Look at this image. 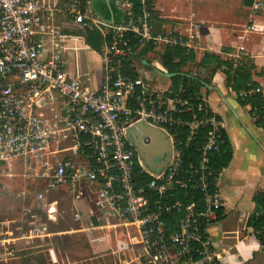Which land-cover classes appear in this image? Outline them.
Returning <instances> with one entry per match:
<instances>
[{
    "label": "built area",
    "instance_id": "obj_1",
    "mask_svg": "<svg viewBox=\"0 0 264 264\" xmlns=\"http://www.w3.org/2000/svg\"><path fill=\"white\" fill-rule=\"evenodd\" d=\"M133 1L116 0L127 7L129 19L108 25L114 38L100 57L103 81L92 90L67 73L57 52L43 56L45 44L37 35L59 38L61 33L44 24L41 0H0V164L17 159L24 177L40 180L37 200L61 185L74 189L96 184L91 204L135 229L148 264H219L206 225L222 211L221 197L210 181V156L219 148L221 119L202 97L192 102L178 93L168 95L169 89L149 88L148 73L130 76L121 71L130 50L124 32L133 33L139 46L150 41L193 49L196 24L181 32L166 26L156 32L148 8L153 0H135L136 21ZM67 10L82 28L100 30V23L77 0H71ZM242 49L231 58L234 66L246 54ZM185 112L190 113L188 119L177 116ZM139 122L160 128L170 139L168 159L157 173L142 164L128 136ZM201 129L205 132L199 156L184 161L175 135L185 130L187 142ZM141 142L146 145L150 138L142 135ZM142 173L150 178L137 184ZM176 191L201 196L196 200L191 194L184 201ZM47 210L54 209L49 205ZM173 215L178 220L170 227Z\"/></svg>",
    "mask_w": 264,
    "mask_h": 264
},
{
    "label": "crops",
    "instance_id": "obj_2",
    "mask_svg": "<svg viewBox=\"0 0 264 264\" xmlns=\"http://www.w3.org/2000/svg\"><path fill=\"white\" fill-rule=\"evenodd\" d=\"M70 1L41 0L44 24L58 29L61 36L46 33L37 38L44 41V57L57 52L60 65L70 76L96 90L104 78L100 57L106 42L103 40L100 50L86 42L85 28L75 22L67 10ZM185 1L156 0L158 7L154 5L153 9L159 20H155V26L160 22L162 28L166 26L181 32L189 24H196L193 42L196 62L205 52L231 60L242 46V52L254 64L251 77L264 90V0ZM85 8L90 18L100 23V30L94 28L103 37L111 31L108 25H121L127 14V7L116 0H86ZM161 48L155 45L153 50L138 58L141 64L134 60L137 73H148L154 90H167L171 86L170 78L160 71L158 54ZM150 69L168 79L164 87L155 88ZM185 69L195 70L191 64ZM206 70L205 67L199 69L202 74ZM208 85L200 88L201 97L221 119L232 156L215 179V189L222 200L220 218L208 223L206 231L219 264H264V244L247 225L255 206L253 195L264 190V129L255 123L250 105H241L236 93L225 84L223 65L212 74ZM14 162L0 165L11 169ZM95 186L54 188L49 191L50 198L46 197L47 192L41 200L35 198V190L40 187L32 192L29 189L30 199L23 196L25 203L20 220L1 219L0 264H148L141 255L135 229L93 207L90 198ZM49 205L53 211L47 210ZM25 207L30 210L24 211ZM40 210L45 220L38 221ZM61 210L71 212L70 221L66 226L50 230L49 223H57Z\"/></svg>",
    "mask_w": 264,
    "mask_h": 264
},
{
    "label": "trees",
    "instance_id": "obj_3",
    "mask_svg": "<svg viewBox=\"0 0 264 264\" xmlns=\"http://www.w3.org/2000/svg\"><path fill=\"white\" fill-rule=\"evenodd\" d=\"M82 7L85 6L86 0H77ZM148 8L152 11V16L150 17V22L154 27V31L159 32L163 28L160 25L155 26V20H159L157 13L153 9V3L149 2ZM129 13L125 15L124 21L129 19ZM132 15L134 20H137L139 16V7L137 2L133 1ZM85 40L86 42L96 50H100L103 40L106 43H110L114 38V32L110 31L106 36H102L99 31L95 28H85ZM124 38H127L130 50L128 55H126L121 63L122 73L129 74L130 76L137 75V70L134 65V60H137L140 64L141 61L138 59L143 57L147 51L154 49V44L152 42H146L139 46L136 43V38L133 33L127 31L123 34ZM161 65L168 71H179L183 72L182 75H175L170 78L171 86L166 94L173 95L178 93L182 97L188 98L192 102H196L201 98L200 88L203 83H210L211 76L217 68L224 66L225 73V84L230 87L236 93L238 102L241 105L249 104L250 113L255 119V123L264 129V90L260 88L257 82H255L251 77V72L254 69V64L248 55H244L235 66L232 60H223L217 54L213 52H205L199 62L195 61L194 50L189 48H184L180 46H164L158 54ZM191 64L195 70L185 69V67ZM205 67L207 70L202 74L199 69ZM245 92V94H242ZM184 119H188L190 116L189 112L177 114ZM170 131V128H169ZM172 131V129H171ZM205 129H201L195 134L194 137L185 141V130H180L178 134L175 135V147L179 150L181 158L185 161L190 158L196 159L199 156L198 146L203 140ZM219 148L214 151L210 156V165L213 169V174L210 177L212 184V189L215 188V179L217 177V172L225 167L232 156V150L230 142L222 130L219 141ZM150 178L148 173L140 174L137 184L144 183ZM196 200L200 199V193L188 192L184 194L182 191H176L175 196L180 197L184 201H188L190 196ZM253 200L255 203L254 210L247 219V225L252 227L255 236L258 240L264 244V190H259L253 195ZM220 218V216H219ZM178 216L173 215L168 224L170 227H175L177 224Z\"/></svg>",
    "mask_w": 264,
    "mask_h": 264
},
{
    "label": "rangeland",
    "instance_id": "obj_4",
    "mask_svg": "<svg viewBox=\"0 0 264 264\" xmlns=\"http://www.w3.org/2000/svg\"><path fill=\"white\" fill-rule=\"evenodd\" d=\"M185 1V0H181ZM195 0H186L185 2H194ZM153 6L155 5L158 7L156 0H153ZM184 3V2H183ZM187 4V3H184ZM166 7V1H163V4ZM150 74L152 75L155 82V88H162L165 86L166 81L168 80L166 77L159 75L155 70L150 69ZM151 79V77H150ZM149 88L152 87V84L149 81ZM45 112L47 110H44ZM68 144V143H67ZM11 161H15L9 169L7 166L0 165V224L1 219H18L20 220V216L22 215V208L24 206L25 201L24 198H27V200L30 199V196H28L29 189L31 192L37 188V186H42V182L40 180H37L36 183L33 184L32 179L29 177H23L21 175L22 173V166L17 159H12ZM19 164V165H18ZM21 166V167H20ZM9 171H12V174H10ZM65 186L61 185L60 187ZM52 190V189H50ZM49 190V191H50ZM48 191V192H49ZM47 198H50V192L46 196ZM39 219L38 221L45 220V216L43 215V211H38ZM71 212L67 210H61L59 211L58 215V221L56 224L49 223V229L55 230L58 228H61L63 226H66L67 222L70 221L71 218ZM17 230V229H16ZM2 247H0L1 249ZM2 251V250H1ZM16 253H19V251H16Z\"/></svg>",
    "mask_w": 264,
    "mask_h": 264
},
{
    "label": "water",
    "instance_id": "obj_5",
    "mask_svg": "<svg viewBox=\"0 0 264 264\" xmlns=\"http://www.w3.org/2000/svg\"><path fill=\"white\" fill-rule=\"evenodd\" d=\"M160 71L168 78L183 74V72L179 71H168L163 66ZM202 83L205 86H209L204 82ZM142 135H147L150 138L148 144L145 145L141 142ZM128 136L136 147L142 164L151 172L157 173L168 159L171 147L169 137L160 128L144 122H139L135 126L130 127Z\"/></svg>",
    "mask_w": 264,
    "mask_h": 264
},
{
    "label": "flooded vegetation",
    "instance_id": "obj_6",
    "mask_svg": "<svg viewBox=\"0 0 264 264\" xmlns=\"http://www.w3.org/2000/svg\"><path fill=\"white\" fill-rule=\"evenodd\" d=\"M165 157H166V152H165Z\"/></svg>",
    "mask_w": 264,
    "mask_h": 264
},
{
    "label": "bare ground",
    "instance_id": "obj_7",
    "mask_svg": "<svg viewBox=\"0 0 264 264\" xmlns=\"http://www.w3.org/2000/svg\"><path fill=\"white\" fill-rule=\"evenodd\" d=\"M50 217H52V216H50Z\"/></svg>",
    "mask_w": 264,
    "mask_h": 264
}]
</instances>
